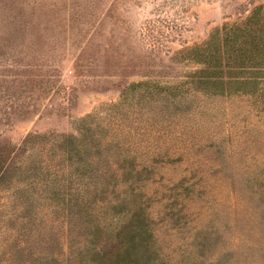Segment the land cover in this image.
<instances>
[{
    "label": "rangeland",
    "instance_id": "rangeland-1",
    "mask_svg": "<svg viewBox=\"0 0 264 264\" xmlns=\"http://www.w3.org/2000/svg\"><path fill=\"white\" fill-rule=\"evenodd\" d=\"M247 14V76L202 77L182 49ZM34 133L0 178V264L71 261L130 206L147 264H264V0H0V148Z\"/></svg>",
    "mask_w": 264,
    "mask_h": 264
},
{
    "label": "trees",
    "instance_id": "trees-1",
    "mask_svg": "<svg viewBox=\"0 0 264 264\" xmlns=\"http://www.w3.org/2000/svg\"><path fill=\"white\" fill-rule=\"evenodd\" d=\"M251 17L252 14H247L244 21L241 22L242 24L229 26L225 31L222 43H217L215 48L206 46L216 37L213 33L205 44H195L182 49V52L189 51L192 54L191 57L206 64V67L201 69L200 75L202 77L216 78L221 77V74L228 75V77L247 76L243 72L246 68L249 69V60H251V46L249 44V19ZM242 33L243 35H241ZM239 35L241 39L238 37ZM250 41L253 46L259 47V43L254 36H251ZM39 134H29L22 141L21 146L9 142L5 143L4 147L1 145L0 178L5 176L4 171L7 165L16 163L18 156L21 158L24 156L23 151L26 150L27 140ZM63 139L64 141L60 142V146L63 148L65 155L68 156L67 152L70 151L72 146L73 136L64 137ZM11 171L14 174L13 169ZM142 212L139 206H130L127 211L123 212V221L119 228L115 230H105L99 225L94 226V229L89 231L92 233L89 239L90 243L78 247L73 260L61 261L59 264H78L79 260H82L79 264H147L143 256L149 249L150 232ZM142 251H144V254Z\"/></svg>",
    "mask_w": 264,
    "mask_h": 264
}]
</instances>
